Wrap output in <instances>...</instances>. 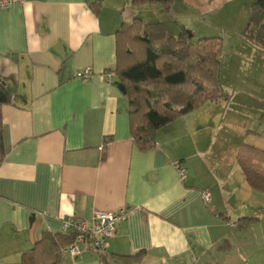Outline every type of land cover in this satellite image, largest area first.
I'll return each instance as SVG.
<instances>
[{"label": "crops", "instance_id": "0c3cea01", "mask_svg": "<svg viewBox=\"0 0 264 264\" xmlns=\"http://www.w3.org/2000/svg\"><path fill=\"white\" fill-rule=\"evenodd\" d=\"M98 1L14 0L0 12V79L12 99L0 107V264H20L43 233H63L69 216L90 221L117 211L126 220L106 250L81 248L62 264H264V193L236 162L241 143L233 147L237 169L217 176L203 149L209 126L194 133L203 123L194 113L178 135L171 123L156 133L153 149L139 150L112 75L115 35L136 18L161 23L175 38H220L221 84L230 97L206 102L215 111L214 140L224 120L241 122L255 103L264 105V47L243 37L258 0H172L169 11L158 2ZM87 68L84 82L76 75ZM261 113L264 106L263 122ZM255 136L248 145L264 151ZM206 189L209 204L200 195ZM242 217L259 221L238 228Z\"/></svg>", "mask_w": 264, "mask_h": 264}, {"label": "trees", "instance_id": "16d2710c", "mask_svg": "<svg viewBox=\"0 0 264 264\" xmlns=\"http://www.w3.org/2000/svg\"><path fill=\"white\" fill-rule=\"evenodd\" d=\"M154 2L166 11L172 5V0H132V5ZM189 34L192 35L182 33L175 38L161 23L143 24L136 18L123 24L115 35L114 74L127 98L132 141L141 151L153 149L156 133L176 118L206 102L230 97L220 82L221 39H193ZM243 37L264 47V0L252 5ZM11 101L7 82L0 79V107ZM1 142L0 117V151ZM236 162L249 186L264 193V151L240 145ZM258 221L255 217H242L236 224L245 228ZM76 235L73 230L43 233L32 249L22 255L20 264H62L61 249L73 243ZM139 254L119 258L136 259Z\"/></svg>", "mask_w": 264, "mask_h": 264}, {"label": "rangeland", "instance_id": "374dc122", "mask_svg": "<svg viewBox=\"0 0 264 264\" xmlns=\"http://www.w3.org/2000/svg\"><path fill=\"white\" fill-rule=\"evenodd\" d=\"M199 36L197 34L195 36L193 35V39H201ZM222 50L223 49H221L219 53L218 59L220 58ZM220 82L223 84L221 72H220ZM263 106L264 105L259 104V102L255 103V106L253 107V109H251L253 110L251 115L248 113L246 115L247 118L242 120L241 122L236 119L224 120V122L217 129L216 133L213 135L214 140L212 141H211L212 128L210 126H211V118H212V115L215 113V111L213 113V106L211 105V103H205L203 104L202 107L200 106L198 109L191 111L180 118H176L171 123L173 124L172 127H175V134L178 135L179 128L176 129V127H181L186 117H191V115L196 113L195 115L197 119L201 120L204 124L202 123L200 125H196V127H194L193 129V132L195 133V131L197 130L199 126H202L205 124L209 126L208 132H206L207 135H210L209 142L203 143V149H205L206 146H208V149H207V152H209L208 157L212 158L208 162L209 164L211 163L216 168L217 176H219V174H223L224 176H226L229 169L231 168H233L234 170L237 169V166L233 159L234 157L233 147L235 144L241 143V145H248V144L255 143L254 142V139L256 137L255 135H260L259 137L264 139V121L261 122L260 120H258V117L260 115V112L263 109ZM224 110L225 108L222 109L220 113L216 112L214 116L217 120H219L220 115L223 114ZM261 115H264V113H261ZM232 116H235V114H232ZM242 129L251 131L254 134V136L249 137V136H244V134L243 136L240 135V131ZM204 140L205 141L207 140L206 135L204 136ZM185 150L187 152L186 154L191 153L190 147L188 145L185 147ZM209 171H210V168H209ZM211 173L212 171L210 172V175L212 176Z\"/></svg>", "mask_w": 264, "mask_h": 264}, {"label": "built area", "instance_id": "2783aa9c", "mask_svg": "<svg viewBox=\"0 0 264 264\" xmlns=\"http://www.w3.org/2000/svg\"><path fill=\"white\" fill-rule=\"evenodd\" d=\"M14 0H0V12L8 9ZM89 68L77 73V78L81 81H87L91 76ZM114 75V73H112ZM176 171L180 180L185 178L186 171L180 166H176ZM202 201L205 204L210 203L211 193L209 190H202ZM126 212H101L96 213L90 221L69 216L63 221V233L73 230L77 233L73 243L61 249V254L75 257L80 254L81 248L89 247L96 251H104L108 247V239L114 237L117 225L126 220Z\"/></svg>", "mask_w": 264, "mask_h": 264}, {"label": "water", "instance_id": "95a60500", "mask_svg": "<svg viewBox=\"0 0 264 264\" xmlns=\"http://www.w3.org/2000/svg\"><path fill=\"white\" fill-rule=\"evenodd\" d=\"M187 34H188V33H187ZM188 37H189V38H191V37H192V35H190V34H189V35H188Z\"/></svg>", "mask_w": 264, "mask_h": 264}]
</instances>
